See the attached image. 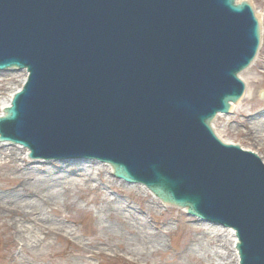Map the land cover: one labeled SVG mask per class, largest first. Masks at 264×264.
I'll return each instance as SVG.
<instances>
[{
    "label": "water",
    "instance_id": "95a60500",
    "mask_svg": "<svg viewBox=\"0 0 264 264\" xmlns=\"http://www.w3.org/2000/svg\"><path fill=\"white\" fill-rule=\"evenodd\" d=\"M249 1L0 0V143L107 164L264 264V163L212 126L261 47Z\"/></svg>",
    "mask_w": 264,
    "mask_h": 264
},
{
    "label": "bare ground",
    "instance_id": "6f19581e",
    "mask_svg": "<svg viewBox=\"0 0 264 264\" xmlns=\"http://www.w3.org/2000/svg\"><path fill=\"white\" fill-rule=\"evenodd\" d=\"M244 99H248V96ZM235 108L233 106L232 115ZM247 133L254 139L264 137V116L252 118L251 128ZM8 146V143H0V165L8 170L10 181L7 190L0 191V210L13 231L8 238L12 236L22 242L21 251L39 247L46 238H61L63 234L69 233L68 227L51 218L50 214L59 215L58 210L61 207L74 208L70 204V198L75 190L99 191L97 179L103 176L104 171L113 176L112 168L99 162H32L27 160L28 150L21 146H16L18 149ZM19 149L22 150L21 153ZM260 149L264 147L260 146ZM254 153L264 163L262 156ZM36 163L40 165H35ZM117 181L126 184L127 192L132 193L131 196L140 201L143 208H137L131 202L117 198L99 197L97 205L101 236L88 243L91 249L74 248V251L98 257L108 252L114 256L121 253L131 260L149 264L152 256L165 252L164 230L167 234L172 233L169 224L164 223L165 229L161 226L163 223L151 221L150 215L157 210L158 205L165 208L168 206L153 195L152 201L146 200L143 191L147 194L150 192L142 185H130L118 179ZM196 220L201 224L189 228L191 235L188 242L177 252L172 263L167 264H181L179 256L183 254L192 264H239L234 232L218 226L210 227L212 225ZM219 246H224L227 252H221L220 248L218 250Z\"/></svg>",
    "mask_w": 264,
    "mask_h": 264
},
{
    "label": "rangeland",
    "instance_id": "374dc122",
    "mask_svg": "<svg viewBox=\"0 0 264 264\" xmlns=\"http://www.w3.org/2000/svg\"><path fill=\"white\" fill-rule=\"evenodd\" d=\"M250 1L261 19L263 40L256 62L241 75L247 85L246 95L248 99H243L234 106L236 108L233 115L231 114L228 118L225 116L218 117L214 122V128L224 141L239 143L243 149L259 153L264 160V149H260V146L264 147V137L254 139L247 133V130L251 128L252 118L264 116V0ZM8 145V148L18 149L16 146ZM18 151L22 152L20 149ZM27 160L30 161L28 158ZM78 161L97 163V161L89 159H78ZM41 162L61 164L65 160H41ZM35 165H40V163ZM9 184V172L0 165V191L5 192ZM97 184H99L100 189L97 192L75 190L72 193L70 204L74 208L61 207L60 211L58 210L59 215L50 214L54 220L63 222L68 227L69 233L63 234L61 238L57 236L46 238L42 245L34 247L32 250L21 251L23 243L15 240L12 236L8 238L9 235L13 234V231L7 223V218L3 216L0 210V264H20L21 262H24L23 264L25 262L27 264H32V262L33 264H143L131 260L121 253L114 256L108 252L98 257L74 251V248L91 249L92 247L88 243L101 236L100 215L97 205L99 197L109 196L131 202L137 208H141V206L143 208L142 203L134 199L133 195L131 196L132 193L127 192L126 184L118 182L112 174L104 171L103 176L99 180L97 179ZM143 195L146 200H153L151 193L147 194L143 191ZM150 220L158 224L163 223L161 226L165 229V224H169V227H172V233L167 234L164 230L165 252L152 256L149 264L172 263L177 252L188 242L187 239L191 235L189 228L201 224L196 218L189 217L182 210L171 207L165 208L161 205H158L157 210L150 215ZM41 238L43 239L44 235ZM219 248L221 252H227L224 246H219L218 250ZM179 259L181 264H192L184 254L179 256Z\"/></svg>",
    "mask_w": 264,
    "mask_h": 264
}]
</instances>
